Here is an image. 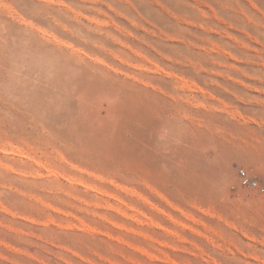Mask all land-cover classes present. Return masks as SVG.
I'll return each instance as SVG.
<instances>
[{"label":"rangeland","instance_id":"obj_1","mask_svg":"<svg viewBox=\"0 0 264 264\" xmlns=\"http://www.w3.org/2000/svg\"><path fill=\"white\" fill-rule=\"evenodd\" d=\"M239 169L264 0H0V264H264Z\"/></svg>","mask_w":264,"mask_h":264},{"label":"built area","instance_id":"obj_2","mask_svg":"<svg viewBox=\"0 0 264 264\" xmlns=\"http://www.w3.org/2000/svg\"><path fill=\"white\" fill-rule=\"evenodd\" d=\"M237 177L246 185L248 189L264 191V182H260L258 179L249 176L243 169H239L237 171Z\"/></svg>","mask_w":264,"mask_h":264},{"label":"bare ground","instance_id":"obj_3","mask_svg":"<svg viewBox=\"0 0 264 264\" xmlns=\"http://www.w3.org/2000/svg\"><path fill=\"white\" fill-rule=\"evenodd\" d=\"M3 7V6H2ZM95 20V19H94ZM93 21V20H92ZM158 70V69H157ZM182 82V81H181ZM185 82V81H184ZM183 83V82H182ZM184 85H186V83L184 84ZM53 173V172H52ZM56 174V173H55ZM54 175V174H53ZM57 176V175H56ZM59 176V175H58ZM69 179V181L71 180V178H68ZM67 180V179H66ZM74 180V179H73ZM77 181V180H76ZM75 182V181H74ZM78 184H80V183H78ZM77 185V184H76ZM82 185V184H81ZM91 188H94V187H90L89 189L90 190H92ZM118 201H119V199H117ZM117 202V201H116Z\"/></svg>","mask_w":264,"mask_h":264}]
</instances>
